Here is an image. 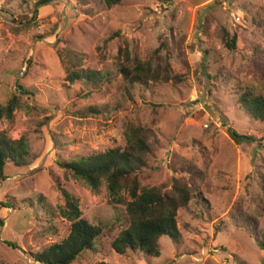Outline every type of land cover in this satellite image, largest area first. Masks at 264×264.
<instances>
[{"label":"rangeland","instance_id":"rangeland-1","mask_svg":"<svg viewBox=\"0 0 264 264\" xmlns=\"http://www.w3.org/2000/svg\"><path fill=\"white\" fill-rule=\"evenodd\" d=\"M35 2L0 0V106L19 98L11 119H0V134L23 137L29 152L0 180V264H39L35 254L67 237L59 188L91 224L123 214L125 191L115 198L103 185L92 191L57 163L122 147L130 125L150 131L140 186L168 187L189 169L204 201L177 212L179 237H161L158 258L115 254L117 227L72 264H264L250 234L264 238V123L238 105L245 90L264 96V0H122L111 9L67 0L35 9ZM222 28L236 37L234 52L222 46ZM125 50L132 61L167 56L176 80L125 88L115 79ZM86 70L114 80L78 98L80 87L66 77ZM227 129L254 141L236 145Z\"/></svg>","mask_w":264,"mask_h":264},{"label":"trees","instance_id":"trees-1","mask_svg":"<svg viewBox=\"0 0 264 264\" xmlns=\"http://www.w3.org/2000/svg\"><path fill=\"white\" fill-rule=\"evenodd\" d=\"M54 1L36 0L34 7H45ZM64 1V0H61ZM79 5L98 3L111 9L121 4L122 0H67ZM218 38L228 52L236 50V37L230 36L225 29L218 31ZM165 47V45H161ZM156 52V51H155ZM157 53V52H156ZM148 58L144 61L131 60L128 52H123V64L118 65L116 78L121 79L125 88H147L156 83H165L171 77L168 57ZM114 79L100 71H73L68 73L66 81L70 85L80 87L78 98L84 99L103 89ZM19 93L27 91L18 86ZM19 98L14 95L4 106H0V119H11L18 106ZM238 105L250 119L264 123V96L245 90L239 97ZM88 113H97L89 108ZM230 139L236 144L250 143L253 137L243 136L235 130L227 129ZM150 131L130 125L124 131V145L108 149L107 151L88 157H81L71 161H61L57 165L69 173L74 180L81 182L92 191H97L102 185L112 198L125 191L130 200L124 204L123 214H116L108 223L91 224L81 217L78 202L67 191L59 188L63 205L58 214L69 222V233L59 243H54L34 255L39 264H72L80 256L88 252H95L100 238L105 231L120 228L117 236L110 242L111 250L119 255L127 251L139 252L145 258L159 257V239L168 237L176 240L179 237L177 228V212L185 209L193 201H204L198 191L195 178L197 175L187 169L189 177L174 179L170 186L157 185L141 187L138 175L147 166V160L152 149L149 143ZM29 158L28 146L23 137L10 140L0 134V180H5V167L9 164L16 167L24 166ZM251 232L253 225L249 218L240 219ZM251 236L258 248L264 251V238ZM10 247L16 248L11 243Z\"/></svg>","mask_w":264,"mask_h":264},{"label":"water","instance_id":"water-1","mask_svg":"<svg viewBox=\"0 0 264 264\" xmlns=\"http://www.w3.org/2000/svg\"><path fill=\"white\" fill-rule=\"evenodd\" d=\"M21 96H24V94H20ZM30 99H32V95H28Z\"/></svg>","mask_w":264,"mask_h":264}]
</instances>
